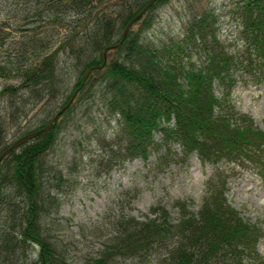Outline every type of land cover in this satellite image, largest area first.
Returning a JSON list of instances; mask_svg holds the SVG:
<instances>
[{"label":"trees","instance_id":"16d2710c","mask_svg":"<svg viewBox=\"0 0 264 264\" xmlns=\"http://www.w3.org/2000/svg\"><path fill=\"white\" fill-rule=\"evenodd\" d=\"M163 1L154 0L85 77L147 0H17L0 20V47L6 42L0 48V153L46 125L74 92L47 130L0 157V264H264L260 227L226 196L231 165H251L264 179V128L229 96L237 81L264 83V0L233 1L236 28L229 40L218 36L214 9L198 6L179 36L149 44L139 29L150 25L151 10ZM91 94L116 117L108 148L117 152L105 169L116 157L145 159L163 145V161L194 153L210 171L197 208L176 198L170 209L155 203L139 215L119 209L96 250L77 258L42 218L49 205L57 209L65 174L48 158L58 119L76 98ZM35 109L41 113L35 124L19 125ZM14 126L20 131L6 142Z\"/></svg>","mask_w":264,"mask_h":264},{"label":"rangeland","instance_id":"374dc122","mask_svg":"<svg viewBox=\"0 0 264 264\" xmlns=\"http://www.w3.org/2000/svg\"><path fill=\"white\" fill-rule=\"evenodd\" d=\"M16 1L0 0V20L13 12ZM233 1L164 0L151 10L150 25L139 29L140 39L158 44L176 38L187 13L195 7L207 6L217 13L219 38L229 40L236 28L231 13ZM139 24L134 23L132 29L136 30ZM229 96L238 110L249 114L257 126L264 128V83L237 81L229 89ZM38 112L33 111L38 114L36 117L29 113L19 125H34L41 114ZM115 129L116 117L102 109L96 95L76 98L69 113L59 117L55 140L48 152L50 161L61 166L65 174L56 190L57 209L52 208L55 204L49 205L42 223L52 235L68 240L69 251L77 258L96 250L119 209L139 215L155 203L170 209L176 198L187 200L190 208H197L202 183L210 171L209 165L202 166L194 153L182 161L175 157L163 161V145L151 148L145 159L116 157L113 165L105 169L109 163L106 158L117 152L116 146L113 151L108 148ZM19 131L15 126L8 129L6 142ZM154 138L159 139L158 132ZM171 146L178 149L175 144ZM228 173L226 196L244 219L260 227L257 249L264 259V179L251 165H231ZM123 264L139 263L125 260Z\"/></svg>","mask_w":264,"mask_h":264},{"label":"water","instance_id":"95a60500","mask_svg":"<svg viewBox=\"0 0 264 264\" xmlns=\"http://www.w3.org/2000/svg\"><path fill=\"white\" fill-rule=\"evenodd\" d=\"M153 1H154V0H147V2L142 6V8H141V9H140V10H139V11H138V12H137V13H136V14H135V15H134V16H133L128 22H127V24H126L125 27L123 28L122 36H121L120 40H119L117 43H115V44H111V45H109V46H106V47H103V48H102V62L99 63V64H97V65H94V66H91V67L86 68L85 71H84V74H83L84 77L86 76V74H87L91 69L101 67L102 63L105 61V50H106V48H107V47H109V48H115V47L118 45V43L123 39V37H124V35H125V32H126L127 28L129 27V25H130L134 20H136V19L142 14V12H143L148 6H150V5L152 4ZM73 95H74V92L71 94V96H70L69 99L67 100L66 104L63 105L59 110H57V112H55V114H53L51 120H50L46 125H44V126H42V127H39V128H37V129H35V130L29 131V132H27V133H24V134H22L21 136H19V137H17L16 139H14V140H13V141H12L7 147H6V148H4V149L2 150V152L0 153V157H1L3 154L7 153L9 150L15 148L18 144H20L21 142H23L25 139H27V138H29V137H31V136H34V135H36V134H38V133H40V132H42V131L47 130V129L53 124V122H54V120H55L57 114H58L63 108H65V107L68 105V103L70 102V100H71V98H72Z\"/></svg>","mask_w":264,"mask_h":264},{"label":"bare ground","instance_id":"6f19581e","mask_svg":"<svg viewBox=\"0 0 264 264\" xmlns=\"http://www.w3.org/2000/svg\"><path fill=\"white\" fill-rule=\"evenodd\" d=\"M84 82V81H83Z\"/></svg>","mask_w":264,"mask_h":264}]
</instances>
